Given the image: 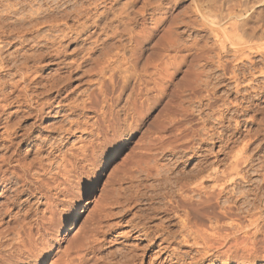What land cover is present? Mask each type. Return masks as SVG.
Returning <instances> with one entry per match:
<instances>
[{
    "label": "bare ground",
    "instance_id": "6f19581e",
    "mask_svg": "<svg viewBox=\"0 0 264 264\" xmlns=\"http://www.w3.org/2000/svg\"><path fill=\"white\" fill-rule=\"evenodd\" d=\"M15 1L19 2V0ZM191 1L193 3H191L185 11H182L186 14L181 15H184V17H180V21L177 18L178 23L176 21L174 24L175 20L170 22H173V26L179 23L182 24L186 28V31L192 29L191 33L196 30V27L198 28L195 31L197 34L198 32L205 33H202L203 35L192 37L193 40L190 39L192 40L190 42H183L182 35L184 32H178L179 29L177 31L176 27L172 26L170 29V26H166L170 33L167 34V36L170 37H165L167 42L163 39L166 44L162 45L163 43L161 42V48L165 52L172 50L176 54L180 51H186V53L183 54V56H180L179 59L177 57L174 59L172 58V61L168 58V60L165 58V61L163 59L164 57L162 59L157 57L164 62V65L161 64V67L160 63L163 62L158 64L159 61H157L158 59L155 57L152 58H154L156 62L151 60L147 63L148 61L145 59L147 61L145 62L148 65L143 70H145V72L148 71L146 69L150 68L151 70L149 69L150 72H144V74L141 72L143 74L142 76H140V74L137 76V73V78L133 82L132 87L130 86L131 91L128 95V101L130 104L129 109L133 112L132 122L134 127L144 122L145 116L152 107H154L156 102L167 96V91L174 85V74L185 67V70H183V73L185 74L183 75L186 76L187 73L190 75V79L187 81L188 83H185L189 85V87L192 86V88L190 87L193 90L191 93L192 96L197 95L198 98L206 97L205 100L207 101L205 104H200L204 106L202 107V112L207 111L204 112L206 118L205 121L209 122L210 120H213V124H210L211 126L206 128V133H204V135L206 134V137H203V135H201L202 137L200 136L201 141H204L206 138H211L214 140V144L219 142L218 150L216 151L217 157L223 154L227 159H230L225 164L220 163L223 160H219L218 158L216 161L209 164L205 161L203 162L207 164L202 162L195 163L196 165L193 166V168H189L188 172H186L187 170H184L185 167L179 168L178 166H166L168 164L164 165L163 163L158 162V160L163 158V155L166 154V152H163L165 147L161 143L159 147L160 152H158L159 156L155 154V152L150 153L153 149L151 148V145L154 146V144L158 142L159 137L148 138L151 140L150 143H152L151 145H146L148 147L145 149L148 148L147 151L156 158L153 159V163H151L152 161H149L150 164L146 165L142 170L146 177H154L152 179H154L155 183L152 185L150 192L144 191L143 189V191H137L138 194L141 191L140 194H142L145 199H148L149 201L151 200L152 204L150 203V208L148 207L147 209L148 212H145L147 214L144 213L145 216L143 219L145 220L143 221H146L144 222L145 226L144 223L141 224L139 220L138 221L142 226H139L138 223L130 225L133 227V230L136 229L140 232V236L143 239L142 244L139 243L135 245L136 243H132L129 245L130 243H126L128 244L126 245L124 240L130 236L129 231L126 233L123 232L124 234L120 233L121 236H118V233L117 236L111 238V241L106 242L107 236H112L113 233L118 231L119 223L117 222L112 225H110L111 223H106L109 225L102 226V218L98 217L87 226L84 225V230H81L82 233L75 235L77 237H75L73 241L71 240L68 245L63 248L61 253L57 251L60 254H57L58 256H53L52 264H99L98 259L100 258H98V254H100L102 250L107 251V249H110L108 247L105 249L104 246L106 243H114V241H117L118 243V240L122 248H119L120 250L117 252L114 250H108L109 252H107V254H109L108 257L112 256L111 264H145V258L150 250L153 252L148 256L147 264L157 263L158 259L163 255L164 258L162 261L158 262L159 264H264V217L261 212V209L264 208V204H260V206L259 204H256L258 201L260 203L264 202V173L262 175L261 172H256L257 167L260 166L254 164L253 159H248V156L244 159L242 158L243 154L239 155L236 152H233L235 153H232L233 155L230 154L232 150L235 149L234 147L238 140L235 139V137L237 133L241 132V126L244 125H242L240 119L237 120L236 117H239V115H247L248 111H252V106L254 104L253 102H250V93L252 91L257 88V94L264 92V16H255L254 13L258 10L253 12V6L248 7V2L244 0ZM31 2L33 3V1H30V3ZM80 2H82V0ZM20 3L22 4L19 5L18 8L19 10L21 9L23 16L20 15L22 17L16 18H21V22L30 21L29 24L31 21H35L32 25L30 24L32 26V29L30 30L31 32H35L36 34L38 31H41V27L46 26L49 31L57 29L58 32L60 30V34H64L57 35L54 33L55 31L53 32L55 35H51L52 32L47 33L48 35L46 34L45 40L43 41L37 40L38 34L35 36L33 35V41H35L36 44L35 48L38 51H36V53L34 51L35 54L30 53L32 56L27 53L26 55L24 51L23 59H21L22 61L20 63L18 62L19 64L17 63L18 65H15V62H11L12 64L9 63L8 70H11L12 67L15 68V72H18L20 75V81L18 80L11 83H9L11 80L8 81L11 87H9L10 89L8 91L0 88V264H42L43 258L47 257L52 248L49 239H41V241L44 242H42V244L37 243L39 244H36L37 247L32 245L33 248L26 247V242L30 243L33 239L38 240V238L36 239L33 237L34 233H37V237H40L42 234L48 235L50 233L48 231L51 228H53L54 231H58L60 225H62L68 217L69 214L52 212L53 209L51 211V208L54 207L60 196L69 194V187L65 184L62 188L56 183V181L61 176L67 175L66 172L68 169L66 164L63 163L64 161H68L67 158L75 155L70 153V157H67L68 155L62 150L60 142L73 132V125H75V131H80V128L86 122L85 120L84 123L83 121H78L76 119L77 117L75 118V121H69L68 126L67 124L63 125V123L55 124L56 121L55 123L50 121V124H46L45 121L51 119L52 115L58 113L64 107L71 111L79 110L81 114L85 110L91 108V104L99 95H105V91H110L111 93H114L116 90L119 91L118 95H114L115 99L118 101L120 93L126 89L125 86H128L126 85L128 83L124 80L120 81V71H122L120 68H123L124 64L127 65L129 63L130 57L134 59L133 62L137 60L138 54L142 52L141 50H144L143 45L146 42V39L149 38V36H153L154 31L150 30L149 33H147V36H145L146 34L144 33L145 35L138 39L136 37V41H134L132 36L135 37V30L137 28L142 29L145 23L141 19L143 17H140L139 19L141 20H139L137 18L139 15L136 17L133 15L134 13H138V11L143 13V8H138L139 10L135 11H129L128 9L126 10V17L124 16L123 18L124 20L121 17L123 15L119 16V18L117 17L122 21L120 22L122 23V26L118 29H114V26V30H111L110 35H107L108 37L103 39L96 45V47L94 46L95 48L93 47L94 50L92 52L91 50L85 51L86 53L82 56L80 54V61H78L79 58L77 60L73 58L75 60L73 64L67 62L63 63V60H58L61 56L59 47H61L62 44L60 41L67 38V33L63 32L64 30L62 31L61 27L58 30L60 24H58L57 21L51 18V20L49 19V17L52 16L51 12H53V9L49 6L52 10H43V7L38 4L42 7V10L39 9V6V8H37L35 5V8H33L32 11L24 12V3ZM45 3L47 4V2ZM2 5L5 4L2 3L1 7ZM78 6L79 5L76 7ZM7 8L5 10H7ZM63 9L65 10V8ZM9 10L6 11L8 12L7 15L10 13L15 15L16 12L19 11L18 9L13 10V8L11 11ZM65 11L61 12V15ZM72 11L74 12L75 10ZM132 13L133 17H130ZM55 14L54 16H57V14ZM4 16L6 15L4 14L3 17ZM63 16L64 14L62 17ZM41 18L43 20H39ZM7 20L9 19L7 18ZM57 20H59V18ZM4 21L6 20L4 19ZM21 25L23 26L24 24L21 23ZM29 26H25L28 28V31L31 28H29ZM27 28L25 29L26 32ZM18 30L22 31L21 29ZM66 30L68 29L66 28ZM169 30H171V32ZM68 32L70 33V31ZM77 33L79 32L77 31ZM124 33L127 36L124 35ZM206 35H211V38L213 37V43H209L207 41L208 39L206 40ZM27 37L28 36L25 38L22 37L23 39L20 38V45H22V48L30 42ZM122 37H124L128 43L123 42L125 39ZM200 41L204 43H201ZM209 41L211 42V40ZM199 42L202 45H200ZM31 46H33V44ZM157 50L154 51L157 52ZM152 52L150 53L151 56H153ZM155 52L153 54H155ZM127 53H129L128 55H130V57H126L125 54ZM13 54H15V52ZM161 54L163 55V53ZM169 55L171 54L169 53ZM257 55L259 56V59L254 58V56ZM31 58L33 60H31ZM45 59H49L50 62L52 61V64L56 59L57 64H63V67L57 65L60 67L58 70H61V68H65L66 70L64 69L65 71L58 72L55 69L57 73H54L53 75L50 74L51 77L48 75L49 77L46 79L41 77L39 79L33 78L28 80L32 71L33 73L36 71L38 72V70L42 68V66H37V64H40ZM29 60L34 61L33 63L36 65L30 66L28 64ZM2 61L4 62V59L0 58L1 63ZM133 62L131 61V63ZM130 64H128V66ZM73 70H75V74H73ZM107 71H110V75L107 74L108 77L106 75ZM123 74L125 73L123 72ZM84 77L86 84L89 86L93 84L94 78L97 77V79H95L100 86L92 87L91 85L88 87L84 93L85 98L78 101V97L82 94L78 93L77 95L79 96L76 95L77 97H75V99L72 98V95L79 89L81 83L77 82L78 84L73 86L71 82L72 80H83ZM42 80L45 82L41 83ZM125 80L127 81V79ZM111 81L112 86L109 88ZM39 87L44 89L45 92H42H44V94L46 93V95L52 94L54 91L56 94L51 98L43 97L44 99L42 100L38 97V93H36V90H38ZM171 91H173V89H171ZM179 91L180 90L176 89L175 97L180 100L181 95H179ZM219 91L220 93H218ZM15 92H17V94H15ZM62 94L64 95L62 96ZM230 96H232V99L229 98ZM70 97L73 100H71ZM183 98L185 99V97ZM202 98L200 99L201 101ZM111 99L115 100L113 98ZM68 100L70 101L68 102ZM66 101L67 103H65ZM220 101L222 102L219 104ZM244 102H248L249 106L246 104L244 106ZM256 105L257 106L255 107H258L260 104ZM260 108H255V111L264 109L263 106L261 109ZM199 111L200 110H198L197 114H199ZM263 113L264 112H262V114ZM262 114L261 118L263 119L264 117H262ZM179 115L181 114L179 113ZM163 117V122H160V124H162L163 127H161L164 129L167 126L164 122L167 124V120L165 116ZM201 117H203V115ZM251 118H253V115ZM231 119H235L234 125L231 124ZM261 120L259 123L263 124L264 121L262 122ZM151 128L153 127L151 126ZM229 130L231 131L227 132ZM226 132L229 134L226 135ZM261 133V131L257 130L255 133L256 139L262 137ZM52 134L59 136L60 142H57L58 139L51 136ZM247 147H250L249 143H242L240 149L236 150L243 153ZM168 152H170L171 158L175 159V162L182 160L185 157V153L176 156L173 148L168 149ZM221 164L223 168H220ZM255 165L257 167H255ZM261 169L264 171V167L260 168V170ZM249 170H255V173L261 174V177H263L259 180H255L249 177ZM70 171H68V173ZM96 171L97 168L94 166L92 172L96 173ZM62 180L65 182L68 181L66 178ZM55 183L56 186H54ZM42 199H44V201ZM47 212L51 215L49 214L50 216L46 217ZM79 214L80 209L76 211L75 218H77ZM243 215L246 217L245 222L242 220L244 218L242 217ZM128 219L132 220L131 218ZM130 220L127 221L130 223ZM30 222L31 224L34 222L36 227L34 233H32V230L30 229ZM57 222L61 224L55 226V223ZM27 225H29L28 228L30 227L29 230H27ZM25 240L27 241L25 242ZM104 257L105 256H102L101 258ZM105 259L108 258L105 257ZM101 260L110 262V259Z\"/></svg>",
    "mask_w": 264,
    "mask_h": 264
},
{
    "label": "rangeland",
    "instance_id": "374dc122",
    "mask_svg": "<svg viewBox=\"0 0 264 264\" xmlns=\"http://www.w3.org/2000/svg\"><path fill=\"white\" fill-rule=\"evenodd\" d=\"M30 1H33V3L32 2L30 3ZM80 1L81 0H29V2H28V0H19V2H18L15 0H11V1L10 0H0V11H2V12H0V14L2 15V16L0 15V18L3 17L4 14L6 15L3 18H1V20H0V28L2 27L0 29V56H2V57H0V58L4 59V62L3 61H2V63L0 62V88H2L5 91L6 90L8 91L11 88L9 83L15 82L18 80L20 81V75L18 72H15V68L12 67V69H14V70H12V69L8 70L9 63L12 64L15 62L16 63L15 65H18L22 61L21 59H23L24 51H25V54L26 53L27 54H30V53L35 54L36 51H38L35 48L36 44H35V41H33V35L35 36L36 34H38L37 40L43 41V40H45V36L47 33L52 32L51 35H55V34L63 35L64 33L60 34L61 32L59 29L61 27V30L62 31L64 30L63 32L67 33V38L60 41L62 44H61V47H59L60 45L58 47H59V50H60L59 52H60L61 56H60V59L58 58V60H63V63L67 62V63L73 64L75 62L74 59L77 60L80 57V54L82 56L83 54L86 53L85 51H90V50L92 52L97 44H99L103 39H106V37H108L107 35H110L111 30L113 31L114 29H116V28L118 29L120 26H122V23H120L122 21L119 20L118 18H119V16L123 15V16H121L123 19L124 16L126 15V12H127L126 10H128V9H129V11L130 10L135 11V10H139L140 8H143V11H142L143 13H141V11L140 12L138 11V13H134V15L132 13L130 15V17H133V16L136 17L139 15L137 17L138 19L140 17H143L141 19L145 23V25H144V27H142V29L137 28L135 30V32H136V34L134 33L135 37L132 36L134 41H136V37L138 39L139 37H141L145 34H146L145 36H147V33H149L150 30L154 31L153 36H149V38L146 39V42L143 45L144 50H141L142 52H140L138 54L136 61L133 62L134 59L132 57H130V55H128L129 53L125 54L126 57H130L129 63L128 62L127 63L130 64L132 61L134 64L131 63L129 65L130 67L128 66V64L127 65L124 64L123 68H120V70H122V71H120V79H121L120 81L124 80L125 82L128 83V84H126L128 86H125L126 89H124L120 93V97H119L118 101L115 99V96H116V94L117 95L119 94V91L116 90L114 93H111L110 91H108V92L105 91V95H103V96L99 95L98 98L95 100L96 102L94 101L95 103L93 102L91 104L92 105L91 108L82 112L83 114L82 113L80 114L79 110L78 111L77 110L71 111V110H68L64 107L58 113H55L56 115L55 114L52 115L51 119H48L47 121H45L46 124H50L51 122L55 123V121H56L55 124H59V123L62 124L63 123V125L67 124V126H68L69 121H75L76 119L78 121H83V123L85 121L86 122L83 124L84 127L82 126L80 128V131L79 130L75 131V125H73V128H72L73 132L70 133L71 135L70 134L67 135L68 137L66 136V138L61 142H60L59 136H57L55 134L51 135V136L58 139L57 142L58 141L60 142L62 150L66 152V153L64 152L66 155H68L67 157H70V155L72 153L75 155L72 154L73 156H71L70 158H67L68 161H64V163H63V164H66L68 171L71 170L69 173H68V171L66 172V174L68 176L65 175V176H61L60 178L58 177L59 179H57V181H56V183L59 184V186L62 188L66 184L69 187V192H68L69 194L60 196V198L58 199L59 202L56 201V204L54 205V207L51 208V211L53 209L52 212H56V213L57 212H63L64 214H69L68 217L65 219V221L62 225H60L61 223H58V222L55 223V226L60 225L58 231H54L53 228H51L48 231V232H50L48 235L42 234V235H40V237H37L38 236L37 233H34L36 231L35 230L36 227L34 225V222H32V224L30 222V224H29L31 227V228L30 227L29 228L32 230V233H34L33 237H35L36 239L38 238V240L33 239V240H31L30 243L26 242L27 240H25V242L27 243V244L25 243L26 247H30V248H33V246L37 247V245H39L37 243L42 244V242H44V241H41V239H43V238L44 239L48 238L50 241L51 247H52L51 248L52 251L50 250L47 257L43 258L42 264H52L53 256H58L57 254H60L62 252L63 248H65L71 240L73 241V239H75V237H77L75 235L82 233L81 230L82 229L84 230V225L87 226L92 221L96 220L98 217L102 218V220H101L103 223V224L101 223L102 226L109 225L110 223H111L110 225L115 224L117 222L119 223V229H117L118 231H116V233H113L112 236L111 235H109V237L107 236L106 242L111 241V238L113 236H117L118 233H119L118 234V236H119L120 233L122 234L123 232L126 233L127 231H129L130 236L131 235L132 236L131 237L128 236L127 239L124 240L125 244L126 243H130L129 245H131L132 243L133 244L136 243L135 245H137L139 243L142 244L143 239L140 236V232L136 229L133 230V227L130 225L138 223L140 226L141 224L146 222V221H143V220H145V219H143V217L145 216V214H147L145 212H148L147 209H148V207L150 208L152 201L145 199V197L142 196V194H140V193L143 190L150 192L152 189V185L155 183V181H154V179H152V178H154L152 176H150V177L147 176L148 177L147 178L143 174L144 171L142 169H144V167L146 165L150 164L149 161L150 162L152 161L151 163H153V161H154L153 159L156 157H154V155H151L150 153L155 152V154L158 155V152H160L159 147H160L161 143L165 147L163 152H166V154L163 155V158L158 160V162L163 163L164 165L168 164L166 166H178L179 168L185 167L184 170H187L186 172H188L189 168H193V166H195L197 163H200V162H202V163L207 162L209 164L213 161H216V159L218 158L219 160H223L220 163L225 164L230 159V158L227 159V157H225V155H223V154L217 157L216 151L218 150L219 142H216L214 144V140L211 138L210 139L206 138L204 141L203 140L201 141L200 136L203 135V137H206V134L204 135V133H206V128H209V126H211L210 124H213L212 123L213 120H210L209 121L210 123L205 121L206 118L204 116V112H207V111L202 112L203 111L202 107H204L202 105H203V103L205 104V102L207 101V100H205L206 97H203V98L199 97L198 98L197 95L192 96V94H191L193 92V90L191 89L192 86H190L191 87L190 88L189 85L186 84V83H188L187 81L190 79V75H188V73L186 74V76L183 75V74H185V73H183V70H185V67H183L181 71L176 72L173 76V84L174 85L176 84L177 86L179 85L180 87L178 86L179 87L178 88L176 85L174 87V85H173L167 91V96H165L163 99L159 100L160 102L159 101L156 102L154 107H152V109L148 112V114L145 116V120L143 123H140L139 125L134 127L133 122H132L133 112L131 111V109H129L130 104L128 101L129 100L128 95L131 91V87H132L133 82L135 81L137 76H139V74H140V76H142L144 74L145 70H143V69H145V67L148 65L147 63H149L151 60H154V58H152V57H155L156 59H158V58L162 59L164 57L163 59L165 61L167 58L172 61V58L174 59L175 57H177L179 59L180 56H183V54L186 53V51L185 52L180 51V52H177V54H176L172 50H168V52L167 51L165 52L161 48V44L162 43H163L162 45L166 44V43H164L163 39H165V37H168L167 34H170L167 30L168 27L166 28V26H170V29H171V27L173 26V24H172L173 22L171 23L170 21L175 20L174 21V24H175V22L177 21V18L179 20L180 17L181 18L184 17V15L186 13L184 14L182 11H185V9L188 6H190V4L193 2L191 0H87V1L82 0L83 3ZM244 1L248 2L247 3L248 7L253 6V10H254L253 12H256L258 10L256 13H254L255 16L256 15L260 16V17L264 16V0H244ZM17 2H18V4L16 5ZM20 2L24 3V6H25L24 12L32 11L33 8H35V5L37 8L40 7L39 8L40 10H42V7H43V10L44 9H50V10L53 9V12H51L52 16H50L49 19L51 18V19L57 21L58 24H60L59 28H58L60 33L57 31V29H54L55 32L49 31L48 27L43 26V25H41V26H43L45 28L41 27L40 28L41 31H38L36 34H35V32L34 33L31 32L30 31L32 29L31 25L33 24V22L35 23V21H33V22L31 21V23H30L31 25H30L29 24L30 21H27V22L22 21L21 22V20H20L21 18H19V19L16 18V17H22L23 16L21 9L19 10V8H18L19 5L22 4ZM45 2H47V4ZM2 3L7 5L8 8L10 6L11 9L13 8V10L18 9L19 14H18V12H16V14L14 15L13 13L9 12L10 14L7 15L8 12H6V11H8L10 8L8 9L7 6H5V5H2V7H1ZM54 3H55V5H54ZM78 3H80V4H78ZM38 4L41 5L42 7L39 6ZM74 4L76 6L79 5L80 7L79 6L76 7ZM56 6H57V9H56ZM6 8H7V10H5ZM54 8H55L56 12H55ZM63 8H65V10L67 11V14ZM11 9L9 11H11ZM124 9H125V11H124ZM72 10H75V11L73 12ZM77 10H79L80 12ZM3 11L6 13H4ZM63 11H65V12L62 13V15L64 14L65 17L64 16L62 17V15H61V12H63ZM76 12L79 14H77ZM53 13L54 14L56 13L57 16H54ZM182 14H184V15L181 16ZM20 15H22V16H20ZM121 17H120V19H121ZM7 18L9 20H7ZM58 18L61 22L59 20H57ZM4 19L6 21H4ZM44 19H46V18H44ZM141 19H139V20H141ZM39 20H43V19L41 18ZM21 23L24 24L23 25L24 27L21 25ZM156 23H157V25H156ZM177 23H178V21H177ZM81 24H82V26H81ZM169 24H171V25H169ZM25 26H27V27L29 26V28L31 27L29 29L30 32L28 31V28ZM114 26H115V28H114ZM181 26H183V25L179 23L173 27H176L177 31L179 29L178 32H180V31L184 32L182 35L183 42H190L193 40L192 37L198 36V35H203L205 33V32L204 33L198 32V34H197V32H195V31L198 28L196 27V30L194 31L196 35L195 34L193 35L194 32L191 33L192 29L189 31H186V28L184 26L183 27H181ZM10 27H11V29H10ZM39 27H40V25H39ZM145 27H147V28H145ZM5 28H7V29H5ZM26 28H27V32L25 30ZM46 28H47V30H46ZM66 28L68 30H66ZM75 28H76V30H75ZM18 29H21L23 32L18 30ZM15 31H16V33H15ZM68 31H70V33ZM77 31L79 33H77ZM169 31L171 32V30H169ZM185 31H186V33H185ZM53 32L55 34H53ZM20 34L22 35L23 38L28 36L27 39L30 40V42L28 44H26L25 47H23V48L21 47L22 45H20L21 44L20 38H22ZM124 35H126V34L124 33ZM126 36H125V38L127 39ZM207 36L208 35H206V40L208 39L207 41L209 43H213V37L211 38V35H209L207 38ZM122 38L125 39L124 37H122ZM126 39L123 40V42L128 43L127 42L128 39L127 40ZM190 39H192V40H190ZM165 40H166L165 42H167V39H165ZM209 40H211V42ZM31 41H32V43H31ZM155 43H157L159 45H157ZM201 43H204V42H201ZM201 43H200V45H202ZM32 44H33V46H31ZM56 45H58V44H56ZM150 46H152L153 48ZM158 46H160V47H158ZM157 48H158V50H157ZM83 49H85V50H83ZM152 49H154L155 51L157 50L158 53L159 52L163 53V55L161 53H159L160 54L159 55L157 52H155ZM20 51H21V53H20ZM34 51H35V53H34ZM152 51H154L155 54H153L154 52H152ZM14 52H15V54H13ZM151 52H152L153 56H151V54H150ZM169 53L171 55H169ZM32 54H30V56H32ZM149 54L151 57L149 56ZM164 54L165 55L167 54V55L165 56ZM62 55H64V56H62ZM159 56H162V57H159ZM254 58L259 59V56L258 55L254 56ZM31 60H33V59L31 58ZM31 60H29L28 64L30 66H35L36 64L34 65V63H33L34 61H31ZM80 60L81 59L79 58L78 61H80ZM157 61H159L158 64L160 62H163V60L161 61L160 59H158ZM55 63H56V65H55ZM61 64L62 63L57 64L56 59L53 62V64H52V61L50 62L49 59H45L40 64L39 63L37 64V66H39V65L42 66V68L39 69L38 72L36 71L33 73V71H32V74L29 73L31 75L30 76L28 75L30 77V78L28 77V80L33 79V78L39 79L41 77L46 79L49 76L51 77V75H53L54 73H57V71L58 72L65 71L66 70L65 68H61V70H58L60 67H63V64L62 65ZM161 64L164 65V62L160 63V67H161ZM15 65H11V66H15ZM57 65H60V67ZM55 69L57 71H55ZM72 69H74V68H72ZM124 69H126V70H124ZM149 69H146V70H148L146 72H150ZM170 71H172V70H170ZM123 72L125 74H123ZM35 73H36V75H35ZM137 73H138V75H137ZM73 74H75V70H73ZM107 74L110 75V71H107L106 75ZM107 77H108V75H107ZM123 77L125 79H127V81ZM95 78L97 79V77H95ZM95 78H94L93 84H91V85H92V87H99L100 84L98 85V82ZM83 80H77V81L72 80V82H71L73 86H75V84L81 83V86L78 89L79 91L77 90L75 92L76 94L74 93L72 95L73 97L71 96L73 99H75V97L79 96V95H77L78 93L82 94L81 96L78 97V101L81 100L82 98H85V94H84L85 90L91 86V85L89 86L86 84L85 77ZM8 81H10V82L8 83ZM44 82L45 81L42 80L41 83H44ZM183 83H185V84H183ZM96 85H98V86H96ZM108 86H109V84H108ZM111 86H112V81L110 83L109 88ZM171 89H173V91H171ZM176 89L180 90L179 95H181L180 96L181 101L175 97ZM256 90H257V88H256ZM256 90H254L250 93V96H251L250 102H253L255 104L254 105L252 103L254 107L257 106L256 104H260V105H258V107H255L256 109H259L260 107L262 108V106L264 108V92L257 94ZM39 91L41 92V94ZM42 91H44V89H41L40 87L38 88V90H36V93H38V95H39L38 97H40V99H42V100L44 98H48V97L51 98V97H53V95L56 94L54 91L52 94L46 95V93L44 94L45 91L44 92H42ZM220 91H221V89H220ZM220 91L218 93H220ZM182 92H183V94H182ZM168 93H170V94H168ZM15 94H17V92H15ZM63 95L64 94H62V96ZM171 95H173V96H171ZM203 95H204V93H203ZM111 96H113V97H111ZM71 97H70V99L73 100ZM183 97H185V99ZM111 98H113L115 100H112ZM201 98H202V101L200 100ZM229 98L232 99V96H230ZM259 99H260V101H259ZM69 101L70 100H68V102ZM221 102L222 101H220L219 104ZM65 103H67V101ZM200 104H202V105H200ZM245 104L249 106L248 102L243 103L244 106H245ZM253 106H252V111H248L247 115L246 114L245 115H239V117H236L237 120L240 119V123H242V125L243 124L244 125L241 126V132L237 133V135L235 137V139H238L236 142V146L238 148L235 146L234 147L235 149H233L230 154L233 155V154H235L233 152H236L239 155L243 154L242 155L243 157L242 156L241 157L244 159L246 158V156H248L247 157L248 159H250V158L253 159V163L256 164L257 166H260V167H257L255 165V167H257L256 172L257 171H258V173L261 172L263 175L264 171H262L263 169L260 170V168L264 167V166H262V165H264V151H263L264 150V143H263L264 138H262V137H264V134H263L264 133V126H263L264 123L261 124V123H259V121L262 119L261 114H262V112H264V109L260 108L261 110H257L258 111V113H257V111H255V108ZM198 110H200L199 114H197ZM253 111H254V113H253ZM178 112L181 115H179ZM263 114H262V117H264ZM200 115L201 116L203 115V117H201ZM252 115H253V118L256 117V115H257V117L254 118L255 121L253 118H251ZM163 116H165V118L167 120V124H166V122H164V124L167 125L164 129L162 128L163 127L162 124H160V122L161 123L163 122L162 121L164 119ZM158 117H159V119H158ZM160 119H161V121H160ZM263 119L261 120L262 122L264 121ZM234 120L235 119H231L232 125H234ZM250 120H252V121H250ZM194 122H195V124H194ZM225 124H227V123H225ZM151 126L153 128H151ZM156 126H157L158 130L156 129ZM182 126H183V128H182ZM160 127H161V129H160ZM257 130L262 132L261 133L262 137H258V139H256V136H255V133L257 132ZM230 131L231 130H229L227 132H230ZM227 132H226V135L229 134V133L227 134ZM146 134H147V136H146ZM261 135H259V136H261ZM156 136L159 137L158 142L155 143L153 146V145H151L152 142L150 143L151 140H149V139L156 137ZM190 139H192V140H190ZM253 141H254V143H253ZM155 142H156V140H155ZM242 143L243 144L249 143V146H250V147H247V149H245V151L243 153H241V151H237L240 149V145H242ZM82 144H84V145H82ZM148 144L152 146V147L151 146H149V147L153 148L151 150L152 152L150 151V153L147 151L148 148L145 149L146 147H148V146H146ZM80 145L84 146L85 148L80 146ZM231 145H233V144H231ZM170 148L174 149L176 156L177 155L179 156V155L185 153V157L182 160H178L175 162V159L174 158L172 159L170 152H168V149H170ZM79 154H81V155H79ZM202 155H204V156H202ZM80 156H82V157H80ZM72 157H74V158H72ZM228 157H230V156H228ZM168 159H170V160H168ZM198 160H200V161H198ZM203 161H205V162H203ZM145 162H146V164H145ZM169 162H171V163H169ZM207 163H205V164H207ZM222 164L220 165V168L221 167L223 168ZM93 165L96 166V168H97L96 173L92 172V170L94 169ZM250 171L251 170H249V177H251L255 180H259L263 177V176L261 177V174L255 173V170H253L254 172L253 171L250 172ZM65 178L68 181L65 182L64 180H62ZM62 182H64V183H62ZM56 183L54 186H56ZM60 184H62V185H60ZM137 190L138 191L141 190L139 192V194L141 196L138 194ZM135 192H136V194H135ZM137 196H138V198H137ZM42 200L44 201V199H42ZM256 204L257 205L259 204V206H260V204H264V202L260 203L258 201ZM78 209H80V214L77 218H75L76 217V211ZM123 209H125V210H123ZM101 212H102V214H101ZM261 212H262V215L264 217V208L261 209ZM116 213H117V215H116ZM134 213H135V215H134ZM49 214L50 213L47 212L46 217L51 215V214L50 215ZM140 217H142V218H140ZM242 217H244V215ZM242 217H241V219H242ZM128 218H131L132 220H130ZM245 219H246V217H244L242 219V220H244L243 222L246 221ZM127 220L128 221L130 220L131 222L129 223ZM138 220L140 221L141 224L139 223ZM106 223H109V224H106ZM120 223H123V224H120ZM29 225H27V228ZM144 226H145V223H144ZM29 228L27 230H29ZM78 236H80V235H78ZM116 243H117V241H114V243H108V244L106 243V245L104 246L105 249H107V247L110 249H107V251L102 250L100 252V254H98V256H99L98 258H100V259H98L99 264H101L103 262H104L103 264H111L112 263L111 262L112 256L108 257L109 254H107V252H109L108 250H110V251L114 250L117 252L118 250H120L122 248L121 245L119 244V240H118V243L117 244ZM126 245H128V244H126ZM57 251L60 253H58ZM152 252H153L152 250H150L148 252L147 257L145 258V264L148 263V256ZM102 256H105L108 259H105V257L101 258ZM163 258H164V255L160 259H158L157 263L155 262V264H159L158 262L162 261ZM101 259H103V260H109L110 259V262L109 261H102ZM37 264H40V263H37Z\"/></svg>",
    "mask_w": 264,
    "mask_h": 264
}]
</instances>
